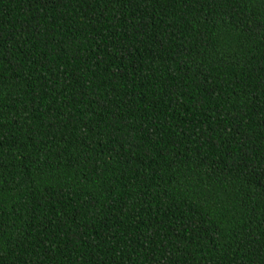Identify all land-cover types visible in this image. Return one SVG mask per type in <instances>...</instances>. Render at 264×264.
<instances>
[{
  "label": "trees",
  "instance_id": "obj_1",
  "mask_svg": "<svg viewBox=\"0 0 264 264\" xmlns=\"http://www.w3.org/2000/svg\"><path fill=\"white\" fill-rule=\"evenodd\" d=\"M0 264H264V0H0Z\"/></svg>",
  "mask_w": 264,
  "mask_h": 264
}]
</instances>
